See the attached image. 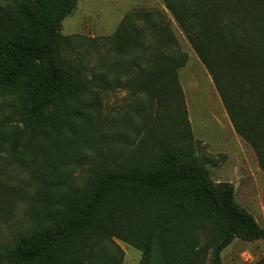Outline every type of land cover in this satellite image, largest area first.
Wrapping results in <instances>:
<instances>
[{
  "label": "trees",
  "instance_id": "16d2710c",
  "mask_svg": "<svg viewBox=\"0 0 264 264\" xmlns=\"http://www.w3.org/2000/svg\"><path fill=\"white\" fill-rule=\"evenodd\" d=\"M162 2L264 171V0ZM76 3L0 0V264H122L113 239L140 264H222L234 240H264L197 156L177 75L187 54L164 13L125 15L87 78L64 56L77 37L59 32ZM117 86L134 98L118 123L101 114ZM9 164L32 189L25 228L8 225L23 194Z\"/></svg>",
  "mask_w": 264,
  "mask_h": 264
},
{
  "label": "rangeland",
  "instance_id": "374dc122",
  "mask_svg": "<svg viewBox=\"0 0 264 264\" xmlns=\"http://www.w3.org/2000/svg\"><path fill=\"white\" fill-rule=\"evenodd\" d=\"M135 10H158L170 21L171 29L182 52L187 54L186 64L177 71L178 80L184 95L187 119L193 137L199 142L197 156L207 157L205 166L212 182H228L234 187L235 202L253 215L264 228V171H260L253 150L236 135L229 138L224 109L216 98L210 78L196 58L185 36L179 30L172 16L165 10L162 0H77L73 12L59 26L64 36H76L71 55L65 58L79 65L82 74L90 77L97 60L104 58L107 45L100 37H111L122 18ZM95 39L97 42L92 43ZM80 63V64H79ZM99 74L100 72L97 71ZM134 98L122 86L102 93V116L113 117L117 123ZM6 98L0 97V103ZM243 143V144H242ZM6 166L10 184H21L23 194L13 206V214L8 218L10 227L28 225L27 204L32 189L25 172ZM2 165V168L4 167ZM1 167V164H0ZM1 168V169H2ZM7 238L6 231L3 232ZM113 241L123 251L122 264H140L141 252L119 240ZM264 255V240H234L221 252L222 264H254Z\"/></svg>",
  "mask_w": 264,
  "mask_h": 264
},
{
  "label": "crops",
  "instance_id": "0c3cea01",
  "mask_svg": "<svg viewBox=\"0 0 264 264\" xmlns=\"http://www.w3.org/2000/svg\"><path fill=\"white\" fill-rule=\"evenodd\" d=\"M197 58V57H196ZM198 59V58H197ZM199 61V60H198ZM199 63H200V61H199ZM201 64V63H200ZM202 65V64H201ZM203 66V65H202ZM204 67V66H203ZM205 69V68H204ZM207 72V71H206ZM208 74V73H207ZM208 76H209V74H208ZM209 78H210V76H209ZM210 81H211V83H212V85H213V82H212V80H211V78H210ZM213 88H214V90H215V94H216V98L220 101V98H219V96H218V94H217V91H216V89H215V87H214V85H213ZM220 103H221V101H220ZM221 105H222V103H221ZM223 107V106H222ZM224 109V108H223ZM224 112H225V110H224ZM225 118H226V121H227V127H228V131H229V136H227V137H229V138H233V136L235 137V132L233 131V128H232V126H231V124H230V122H229V119H228V117H227V115H226V113H225ZM241 140V139H240ZM239 140V137L236 135V141L237 142H239V144L241 145V141ZM243 144V143H242Z\"/></svg>",
  "mask_w": 264,
  "mask_h": 264
}]
</instances>
